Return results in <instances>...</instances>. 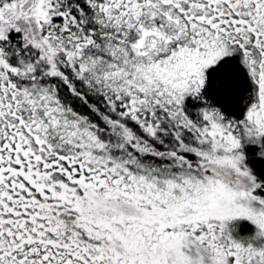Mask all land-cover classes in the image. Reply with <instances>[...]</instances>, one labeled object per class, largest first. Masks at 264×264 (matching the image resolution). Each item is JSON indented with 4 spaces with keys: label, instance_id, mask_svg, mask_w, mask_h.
Instances as JSON below:
<instances>
[{
    "label": "snow or ice",
    "instance_id": "snow-or-ice-1",
    "mask_svg": "<svg viewBox=\"0 0 264 264\" xmlns=\"http://www.w3.org/2000/svg\"><path fill=\"white\" fill-rule=\"evenodd\" d=\"M0 264H264V0H0Z\"/></svg>",
    "mask_w": 264,
    "mask_h": 264
}]
</instances>
